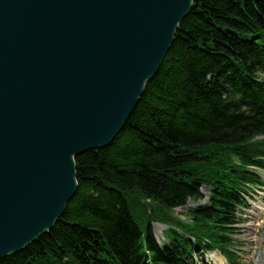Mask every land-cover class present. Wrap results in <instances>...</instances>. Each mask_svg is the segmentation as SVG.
Returning a JSON list of instances; mask_svg holds the SVG:
<instances>
[{
  "label": "trees",
  "instance_id": "trees-1",
  "mask_svg": "<svg viewBox=\"0 0 264 264\" xmlns=\"http://www.w3.org/2000/svg\"><path fill=\"white\" fill-rule=\"evenodd\" d=\"M264 0H195L125 127L76 157L78 189L54 227L0 264H186L228 253L247 165L264 167ZM235 156L241 165L235 163ZM209 199L179 224L167 210Z\"/></svg>",
  "mask_w": 264,
  "mask_h": 264
},
{
  "label": "water",
  "instance_id": "water-1",
  "mask_svg": "<svg viewBox=\"0 0 264 264\" xmlns=\"http://www.w3.org/2000/svg\"><path fill=\"white\" fill-rule=\"evenodd\" d=\"M195 0H0V259L49 232Z\"/></svg>",
  "mask_w": 264,
  "mask_h": 264
},
{
  "label": "rangeland",
  "instance_id": "rangeland-1",
  "mask_svg": "<svg viewBox=\"0 0 264 264\" xmlns=\"http://www.w3.org/2000/svg\"><path fill=\"white\" fill-rule=\"evenodd\" d=\"M204 192L208 193V190L204 189ZM196 204L197 203L194 200L190 199L186 206L176 208L171 212V215L174 218H178V220L187 221L189 220V210ZM167 228L168 226L166 224L154 222V232L160 242H165L167 240L165 236V230ZM239 229L241 230V232H239ZM254 231V229L247 228V221L243 222V219L240 220L237 232L234 234V237L238 238L239 241V244L237 245L240 247H245L243 248L245 250V254L241 257L240 264H250L249 253L251 248V240L255 238ZM200 264H205V261H201Z\"/></svg>",
  "mask_w": 264,
  "mask_h": 264
},
{
  "label": "bare ground",
  "instance_id": "bare-ground-1",
  "mask_svg": "<svg viewBox=\"0 0 264 264\" xmlns=\"http://www.w3.org/2000/svg\"><path fill=\"white\" fill-rule=\"evenodd\" d=\"M218 262L222 264L223 263V258H219Z\"/></svg>",
  "mask_w": 264,
  "mask_h": 264
}]
</instances>
